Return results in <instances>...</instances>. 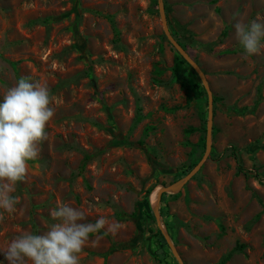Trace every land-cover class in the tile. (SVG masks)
<instances>
[{
	"label": "rangeland",
	"instance_id": "1",
	"mask_svg": "<svg viewBox=\"0 0 264 264\" xmlns=\"http://www.w3.org/2000/svg\"><path fill=\"white\" fill-rule=\"evenodd\" d=\"M161 1L172 37L218 98L210 152L165 193L161 227L183 264L231 251L225 264H264V49L247 56L234 28L264 21V0ZM178 54L159 0H0V102L26 77L48 85L55 109L12 193L16 211L0 210V249L22 231H48L51 210L67 203L83 223L121 224L90 234L80 264H179L155 241L152 209L158 188L204 155L208 94L187 61L176 70Z\"/></svg>",
	"mask_w": 264,
	"mask_h": 264
},
{
	"label": "clouds",
	"instance_id": "2",
	"mask_svg": "<svg viewBox=\"0 0 264 264\" xmlns=\"http://www.w3.org/2000/svg\"><path fill=\"white\" fill-rule=\"evenodd\" d=\"M236 39L247 56L264 49V21L234 24ZM54 97L46 83L22 77L9 88L0 102V210L16 211L19 197L15 186L26 178L28 161L40 155L39 145L47 138L46 125L53 118ZM50 216L56 223L42 234L22 231L0 249L8 264H80L79 254L90 234L101 229L115 235L120 223L99 217L83 223L84 211L67 203H58ZM3 213L0 212V220Z\"/></svg>",
	"mask_w": 264,
	"mask_h": 264
},
{
	"label": "water",
	"instance_id": "3",
	"mask_svg": "<svg viewBox=\"0 0 264 264\" xmlns=\"http://www.w3.org/2000/svg\"><path fill=\"white\" fill-rule=\"evenodd\" d=\"M159 13L163 25V31L165 33L166 38L168 41L175 47V49L178 51V53L193 67V69L198 74L204 88L206 89V92L208 94V116H207V127H206V136H205V152L203 157L199 160V162L181 179L176 181L175 183L169 184V185H162L158 188L156 192V199L155 204L153 206L152 212L157 220V224L159 229H161V233L163 234L167 244L169 245L174 257L179 262V264H183L181 261V258L179 257L177 251L175 250V247L169 238V236L163 231L160 223V212H159V205L161 201V197L164 193H175L178 192L201 168L204 160L207 158L210 149H211V140H212V125H213V96L209 89L207 80L204 76L203 71L200 69V67L190 58V56L187 54L185 49L179 44L178 41H176L168 28L167 25V19L164 14V7L161 0H159Z\"/></svg>",
	"mask_w": 264,
	"mask_h": 264
},
{
	"label": "trees",
	"instance_id": "4",
	"mask_svg": "<svg viewBox=\"0 0 264 264\" xmlns=\"http://www.w3.org/2000/svg\"><path fill=\"white\" fill-rule=\"evenodd\" d=\"M179 44L183 47L182 43H179ZM178 59H179V61H177V65H175V68H176L177 71L180 70L179 66L181 64L187 63L186 60L180 54H178ZM195 87L197 88V84H196ZM217 99L218 98H213V102L215 103L217 101ZM256 101H257V99L255 100L254 103H256ZM195 130H196L195 128L190 127L189 129L186 130V133L187 134H190L191 132H193ZM204 132H205V129H204ZM198 142H199L201 148L204 149L205 148V135H202L200 137V139H199ZM87 160H88V157H85L84 158V161H83V163L81 165V168H84ZM196 162H197V159L194 160L191 164H187L186 166L184 165L183 166V169H181L180 173L178 172L179 173V176L181 177L184 174H187L192 169V167L196 164ZM165 195H166L165 193L162 195L161 201L163 200V198H164ZM160 207H159V211L161 212V208ZM263 210H264V204H263ZM148 216L149 217H153V214L152 213H149ZM154 236H155V241L159 245L158 246L159 248H162V246H165L166 242H165V239H164L162 233L160 232V230L157 229L156 232H155V234H154ZM243 247H244L243 245H236L233 250H237V249L241 250ZM231 253H232V251L229 252V253H227L218 263H215V264H225V262L227 260H229Z\"/></svg>",
	"mask_w": 264,
	"mask_h": 264
}]
</instances>
